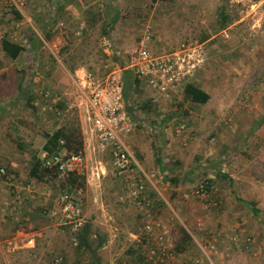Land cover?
I'll list each match as a JSON object with an SVG mask.
<instances>
[{
  "label": "rangeland",
  "instance_id": "374dc122",
  "mask_svg": "<svg viewBox=\"0 0 264 264\" xmlns=\"http://www.w3.org/2000/svg\"><path fill=\"white\" fill-rule=\"evenodd\" d=\"M3 38L25 49L11 58L0 43V264H92L78 238L87 222L98 264H264V0H0ZM141 42L153 54L196 48L205 62L168 95L140 78L129 91L134 178L96 142L83 147L84 186L55 171L30 177L46 133L80 126L84 146L92 135L77 72L102 78ZM187 81L210 99L189 101ZM202 179L217 204L196 196ZM49 190H80L83 222L51 215Z\"/></svg>",
  "mask_w": 264,
  "mask_h": 264
},
{
  "label": "built area",
  "instance_id": "2783aa9c",
  "mask_svg": "<svg viewBox=\"0 0 264 264\" xmlns=\"http://www.w3.org/2000/svg\"><path fill=\"white\" fill-rule=\"evenodd\" d=\"M204 62L203 52L196 48L153 54L148 45L141 42L137 48L127 54L125 67L132 69L135 75L148 85L168 95L170 90L191 78ZM122 72L123 67H118L102 78H97L85 70L77 74L87 97V111L89 119L93 122L98 146L101 149H110L116 174L131 180L135 176L134 159L122 137L133 131L135 123L126 107ZM187 129V123L179 121L174 130L182 134ZM84 161L82 150L71 152L66 147L45 153L43 156L44 166L63 175L72 172L81 173ZM0 172L4 173L5 168L0 167ZM129 187V194L137 198L144 191V181L139 178L129 184ZM213 188L214 185L210 180L202 179L195 186V194L201 199L217 204L212 198ZM80 192L78 190V193L73 194L63 190L55 196L49 190L48 196H53L51 215L61 217L69 223L81 224L84 211ZM146 229L149 232L151 225L147 224ZM158 239L161 244L163 236L159 235ZM209 247L217 251L213 243H210Z\"/></svg>",
  "mask_w": 264,
  "mask_h": 264
},
{
  "label": "trees",
  "instance_id": "16d2710c",
  "mask_svg": "<svg viewBox=\"0 0 264 264\" xmlns=\"http://www.w3.org/2000/svg\"><path fill=\"white\" fill-rule=\"evenodd\" d=\"M18 17H21L20 12H18ZM117 17L118 16L116 15L113 18V23L116 21ZM44 35L46 40L49 39L51 36L50 34H47L45 32ZM32 40L36 41V40H40V38L36 34H33ZM1 48L11 58H17L19 54L25 49L21 43L15 42L9 38L2 39ZM121 63H122L121 67H123L122 79H123L124 95L126 102L129 91L133 88L136 82H138L139 78L135 75L132 69L125 67L126 61H121ZM183 91L185 97L189 101L194 103L204 104L210 99V94L205 89L201 88L192 81L185 82ZM61 140H63L64 142L61 143L60 142ZM63 147H66L71 152H79L81 150L83 151L84 139L80 126L73 127L72 129L59 127L55 129L53 132L46 133V141L43 145V149L46 153H52L58 151ZM42 164H44L43 159L39 155H33L29 170V176L34 177L38 180H42L43 177L46 175V172H53L46 166H42ZM67 179L75 187H81L85 185V177L75 172L70 173ZM252 211L256 214L259 212V210L255 206H252ZM182 232L186 235L187 238H189V234L187 233L186 230L182 229ZM89 233H90V224L89 222H87L82 226V228L78 233L79 242L80 245H84L85 247H87L90 250L91 254L93 255L92 264H98L96 260V248L92 247L91 243L89 242V238H88ZM102 242H103L102 238L98 240L97 247H99L102 244Z\"/></svg>",
  "mask_w": 264,
  "mask_h": 264
},
{
  "label": "crops",
  "instance_id": "0c3cea01",
  "mask_svg": "<svg viewBox=\"0 0 264 264\" xmlns=\"http://www.w3.org/2000/svg\"><path fill=\"white\" fill-rule=\"evenodd\" d=\"M81 71V70H80ZM80 71H78L77 73H80ZM208 92V91H207ZM209 93V92H208ZM210 94V93H209ZM7 95V93L5 92V90L3 88L0 87V110H2L4 107L6 108V104H3L5 102L4 100V97ZM211 97V95H210ZM2 100V101H1ZM130 114V113H129ZM131 116V115H130ZM132 118V117H131ZM91 120V119H90ZM133 120V119H132ZM180 121H184L186 122V120H180ZM264 122V117H262L260 120H259V124L263 123ZM187 123V122H186ZM188 125V124H187ZM91 134L92 135H86L85 137V146H84V151L88 150L90 151V148L91 146L93 145V142H96L97 146H98V142H97V138H96V134L94 132V129H93V122L91 121ZM126 136V135H125ZM123 139V142L125 143L124 141V136L122 137ZM125 145L127 146L128 150L130 151L128 145L125 143ZM99 147V146H98ZM46 153V152H45ZM44 153V154H45ZM131 153V151H130ZM43 154V156H44ZM132 154V153H131ZM41 155V154H40ZM85 156V155H84ZM52 206V205H51ZM51 206H50V209H51Z\"/></svg>",
  "mask_w": 264,
  "mask_h": 264
}]
</instances>
